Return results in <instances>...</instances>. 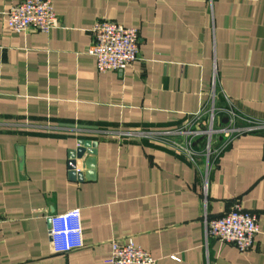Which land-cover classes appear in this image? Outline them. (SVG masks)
<instances>
[{"label":"crops","instance_id":"1","mask_svg":"<svg viewBox=\"0 0 264 264\" xmlns=\"http://www.w3.org/2000/svg\"><path fill=\"white\" fill-rule=\"evenodd\" d=\"M20 1L0 0V264H108L130 236L158 264H264V126L225 135L208 169L203 148L160 134L212 96L264 125V0H54L57 27L16 32ZM98 19L138 28L125 68L87 52ZM82 140L96 141L94 177L70 155ZM234 202L258 223L246 250L206 235L204 212ZM73 207L84 245L54 252L50 216Z\"/></svg>","mask_w":264,"mask_h":264},{"label":"built area","instance_id":"2","mask_svg":"<svg viewBox=\"0 0 264 264\" xmlns=\"http://www.w3.org/2000/svg\"><path fill=\"white\" fill-rule=\"evenodd\" d=\"M7 20L9 27L16 32L28 29L47 32L60 23L54 0H22L8 9ZM92 31L93 41L87 48V52L95 56L96 65L100 71L123 69L138 57L139 30L136 26H127L110 19H98L94 22ZM217 110L212 96V104L208 109L211 113V123L208 129L192 131L177 128L161 131L160 134L163 139L194 157L197 151L192 146V138L201 131L209 133L208 145H210L214 131L231 130L236 133L264 126L248 117L239 115L230 107H223L222 111L228 117V124L216 128L213 126V122ZM237 120L246 123L237 125ZM183 135L189 138L181 139ZM208 158L209 154L207 153V169L209 167ZM204 222L207 236L211 235L219 241L232 243L239 250H246L251 247L254 235L258 232L255 214L242 208L237 202H234L227 212L219 216L208 217L205 211ZM49 235L54 252H67L82 247L84 245V230L81 208L73 207L52 214L50 216ZM172 257L178 258L177 255ZM107 263L158 264L157 259L138 245L131 236L125 240H112L111 254L107 258Z\"/></svg>","mask_w":264,"mask_h":264},{"label":"rangeland","instance_id":"3","mask_svg":"<svg viewBox=\"0 0 264 264\" xmlns=\"http://www.w3.org/2000/svg\"><path fill=\"white\" fill-rule=\"evenodd\" d=\"M221 113H223L224 115H226L225 112L221 111L219 113L215 112L214 116V122H213V126L216 128H219L220 126H226V124H228L227 120L228 117L226 115V121L222 120L221 117ZM210 123H211V113L209 111H207V113H202L196 116L194 122L190 125V126H185V127H181V129H188V130H206L210 127ZM199 132L197 134L194 135V137L192 138V146L194 149H197L196 147H202L204 149V156L207 158V153L209 154V158L208 160L211 161L212 160V155L213 153H215L216 149L218 147H216L217 143H220L221 140H226L227 138H224L225 135H230L233 133V131L231 130H219V131H214L212 132V137L210 139V145H208L209 142V133L207 131L205 132ZM216 135L217 138H216ZM188 136H181V139H188ZM224 138V139H223ZM210 147V150L208 151Z\"/></svg>","mask_w":264,"mask_h":264},{"label":"water","instance_id":"4","mask_svg":"<svg viewBox=\"0 0 264 264\" xmlns=\"http://www.w3.org/2000/svg\"><path fill=\"white\" fill-rule=\"evenodd\" d=\"M80 146H78L76 149L72 150L70 152V155L72 157H79L85 160V164L88 168H90L89 175L91 177L95 176V158L93 156H89V153H95L96 152V141L94 140H82L80 142ZM19 155L21 157V166H23L24 162V153L23 148L19 147Z\"/></svg>","mask_w":264,"mask_h":264},{"label":"trees","instance_id":"5","mask_svg":"<svg viewBox=\"0 0 264 264\" xmlns=\"http://www.w3.org/2000/svg\"><path fill=\"white\" fill-rule=\"evenodd\" d=\"M221 116H222V119H226V116L223 113H221ZM196 148L198 149V147ZM199 148H202V147L199 146Z\"/></svg>","mask_w":264,"mask_h":264}]
</instances>
